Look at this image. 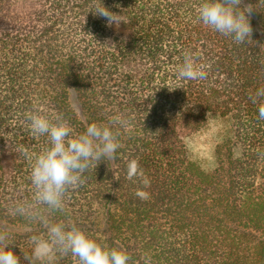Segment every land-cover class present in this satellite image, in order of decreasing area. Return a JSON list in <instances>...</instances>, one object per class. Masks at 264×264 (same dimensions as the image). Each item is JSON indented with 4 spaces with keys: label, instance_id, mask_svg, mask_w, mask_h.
Here are the masks:
<instances>
[{
    "label": "trees",
    "instance_id": "16d2710c",
    "mask_svg": "<svg viewBox=\"0 0 264 264\" xmlns=\"http://www.w3.org/2000/svg\"><path fill=\"white\" fill-rule=\"evenodd\" d=\"M201 2L102 0L122 15L109 27L95 0H0V227L10 230L20 264L30 236L46 232L12 212L34 194L23 149L47 146L24 122L37 105L77 133L118 114L131 123L116 158L83 174L63 212L44 213L52 222L73 221L123 247L129 264H264V120L249 98L264 87V0H243L255 10L242 45L196 21ZM185 50L210 66L207 79L178 77ZM214 117L229 129L204 169L186 140ZM131 159L150 187L126 178ZM57 264L78 261L69 254Z\"/></svg>",
    "mask_w": 264,
    "mask_h": 264
},
{
    "label": "clouds",
    "instance_id": "9594fccd",
    "mask_svg": "<svg viewBox=\"0 0 264 264\" xmlns=\"http://www.w3.org/2000/svg\"><path fill=\"white\" fill-rule=\"evenodd\" d=\"M242 3L243 0H202L196 8V21L224 37H230L236 44L248 43L253 33L250 16L255 8L252 4L241 7ZM95 4V14L105 18L107 26H118L122 22V15L106 8L102 0H95ZM109 45L110 41L104 44L107 48L114 46ZM209 67L199 63L197 53L185 50L177 75L182 80H205ZM249 98L253 103L259 102V119L264 120V87ZM210 115L211 112L208 117ZM216 119L212 118L213 123ZM24 122L34 137H47V146L39 153L23 149L31 166L34 194L31 200L15 201L12 207L14 214L29 222L38 221L46 229L45 233L30 236L31 253L23 252L27 264H57L60 258L69 254L77 259L78 264H129L131 257L123 247H110L86 234L75 222H52L44 213L63 212L70 190L83 185V174L90 167H97V162L116 158L121 147V130L131 127L130 119L123 114L114 115L107 123L93 122L86 131L77 133L62 114L49 115L47 109L37 105L24 114ZM186 143L190 141L186 140ZM126 178L129 181L140 178L144 188L150 187V180L138 159L127 163ZM135 195L141 200L150 198L149 192L141 189H137ZM11 245L10 230L0 227V264H20V258L10 250Z\"/></svg>",
    "mask_w": 264,
    "mask_h": 264
},
{
    "label": "rangeland",
    "instance_id": "374dc122",
    "mask_svg": "<svg viewBox=\"0 0 264 264\" xmlns=\"http://www.w3.org/2000/svg\"><path fill=\"white\" fill-rule=\"evenodd\" d=\"M216 118L215 123L211 119L207 127L202 132L194 135L189 140L190 143H188L191 158L200 163L204 169L212 167L214 149L221 144L229 129V121L227 119ZM220 124L223 126L220 127Z\"/></svg>",
    "mask_w": 264,
    "mask_h": 264
}]
</instances>
